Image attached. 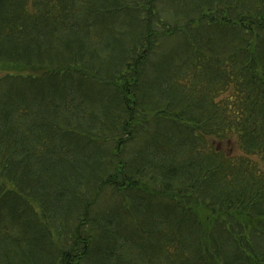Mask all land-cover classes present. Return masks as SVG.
I'll return each mask as SVG.
<instances>
[{"label": "trees", "instance_id": "16d2710c", "mask_svg": "<svg viewBox=\"0 0 264 264\" xmlns=\"http://www.w3.org/2000/svg\"><path fill=\"white\" fill-rule=\"evenodd\" d=\"M0 63V264H264V0H0Z\"/></svg>", "mask_w": 264, "mask_h": 264}, {"label": "rangeland", "instance_id": "374dc122", "mask_svg": "<svg viewBox=\"0 0 264 264\" xmlns=\"http://www.w3.org/2000/svg\"><path fill=\"white\" fill-rule=\"evenodd\" d=\"M29 73H32L31 69L25 66L13 65L10 63H0V77L7 74L27 75ZM219 147L227 155L238 153L237 150L232 147V145H228L227 143H223ZM197 212H200V209Z\"/></svg>", "mask_w": 264, "mask_h": 264}]
</instances>
